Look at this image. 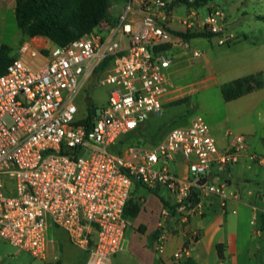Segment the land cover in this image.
Returning <instances> with one entry per match:
<instances>
[{
  "label": "built area",
  "instance_id": "2783aa9c",
  "mask_svg": "<svg viewBox=\"0 0 264 264\" xmlns=\"http://www.w3.org/2000/svg\"><path fill=\"white\" fill-rule=\"evenodd\" d=\"M173 1L124 0L113 24L104 21L62 46L37 48L24 42L18 47L0 75V239L43 264H57L52 228H61L73 245L87 251L85 264H111L123 247L132 183L166 189L183 220L198 210L202 197H226L211 169L216 165L223 172L238 162L246 146L241 135L219 151L208 125L196 116L153 147H120L124 137L160 112L170 65L160 48L175 42L190 49L187 39L169 30ZM204 6L208 15L201 19L197 7H187L188 15L179 19L181 32L218 35V43H226L225 11ZM191 55L202 53L191 50ZM104 59L109 62L99 76L94 69ZM92 76L110 88L87 124L86 117L75 118L74 98ZM175 154L186 163L185 177L171 169ZM249 159L262 162L254 154ZM193 197L198 202L192 204ZM189 240L196 241L197 234ZM163 242L160 237L159 252Z\"/></svg>",
  "mask_w": 264,
  "mask_h": 264
},
{
  "label": "crops",
  "instance_id": "0c3cea01",
  "mask_svg": "<svg viewBox=\"0 0 264 264\" xmlns=\"http://www.w3.org/2000/svg\"><path fill=\"white\" fill-rule=\"evenodd\" d=\"M123 2L112 1L109 9L111 20H116ZM229 19L228 13L227 21ZM168 27L173 34L183 30V27L172 26L171 19ZM222 36L228 38L224 43L227 48L223 50V57L208 58L205 63L201 58L196 59L191 55V50H198L196 47L183 49L173 40V44L160 48L166 57L170 56V65L165 70L166 91L162 95V106L183 100L194 92L197 84L204 83L210 89L257 72L264 77V38L254 40L243 34L233 36L225 33ZM192 39L199 42L202 38L187 39L189 45ZM205 39L212 45L211 38ZM219 39L217 44L221 45ZM119 40L124 47L125 39ZM29 41L37 48H50L54 45L41 36ZM212 63L216 65L212 66ZM227 102H231V105L223 113L222 119L208 126L210 134L219 151L230 148L237 135L244 138L246 146L233 166L223 172H218L216 165L211 169L213 182L224 186L226 197H202L198 210L183 220L176 210L175 214H169L156 193L138 183H132L127 207L132 212L137 207V211L135 214H127L128 225L123 247L111 258V264H262L254 251L259 245H254V242L259 237L258 227L264 230V226L258 224L259 217L264 219V87ZM190 122L188 120L180 127H187ZM249 154L261 158L262 162L250 160ZM171 166L175 174L186 176L187 167L181 155H174ZM142 187L144 191H141ZM159 195L169 205L175 204L174 197L166 189H160ZM127 229L130 230L128 234ZM192 233L197 234L194 242L189 240ZM53 235L59 246L58 264H65L56 230H53ZM160 237L164 239L162 252L156 249ZM67 240L70 246H75L68 235ZM184 248L188 249L187 253L175 259L173 254ZM79 249L85 252L84 262L81 263L85 264L88 253Z\"/></svg>",
  "mask_w": 264,
  "mask_h": 264
},
{
  "label": "rangeland",
  "instance_id": "374dc122",
  "mask_svg": "<svg viewBox=\"0 0 264 264\" xmlns=\"http://www.w3.org/2000/svg\"><path fill=\"white\" fill-rule=\"evenodd\" d=\"M14 4L15 0H0V47H5L11 57L15 56L18 47L22 43H32L29 38L20 32L16 25L13 14ZM207 4L218 5L225 11L226 18L223 34H232L233 36H242L243 34L254 40L264 38V21L256 18L257 15L264 14V0H210ZM188 12L186 5L174 4L170 18L172 26L182 28L183 25L178 20L185 18ZM196 13L197 18L201 19L208 15V10L206 6L202 5L196 8ZM228 13L230 14L229 21H227ZM100 32L103 33V29ZM197 38L202 39H199V42L192 39L190 46L201 50L200 52H203L204 56L196 59L201 58L205 63L208 58L223 57L225 53L223 50H226L227 45L217 44V40L220 38L218 35L211 37L212 45L208 43L205 37ZM215 65L212 63V66ZM102 73H99V76ZM97 81V77L92 76L90 81L85 82L76 93L74 98V104L77 107L76 119L86 117L88 99L92 100L95 106V113L105 104L110 87L105 84H97ZM229 105H231V102L224 101L220 87L208 89L204 83L197 84L194 92L185 96L183 100H176L170 104L163 105L159 114H151L140 124L135 132L123 138L125 142L123 146L153 147L165 138L163 136L167 132L170 133L173 129L180 128L181 125L196 116L202 117L209 126L213 121L222 119L223 113L228 110ZM140 189L144 191L143 187ZM258 224L264 226L262 217L258 218ZM258 229L260 233L259 237L255 238L254 245L258 244L259 247L257 249L254 248V251L260 262L264 264V230L259 227ZM52 230H56V238L61 243L64 256L63 262L65 264L83 263L85 252L76 246H70L67 234L63 229L53 227ZM128 231L130 230L127 229L126 234H128ZM78 253H80L79 256H77ZM0 264H43V262L34 258L30 253L19 250L5 240L0 239Z\"/></svg>",
  "mask_w": 264,
  "mask_h": 264
},
{
  "label": "trees",
  "instance_id": "16d2710c",
  "mask_svg": "<svg viewBox=\"0 0 264 264\" xmlns=\"http://www.w3.org/2000/svg\"><path fill=\"white\" fill-rule=\"evenodd\" d=\"M113 0H15L14 18L20 32L27 38L45 37L54 45H65L80 36L92 32L100 23L106 21L114 23L110 19L109 9ZM210 0H195L189 3L188 0H174L171 4L181 3L187 7H199L205 5ZM257 19L264 21V16H257ZM184 39L194 37L211 38L213 34L205 35L202 33L187 34L177 32ZM16 57L8 55L5 47H0V75L4 73L7 65ZM109 60L104 59L95 69V74L101 73L107 66ZM264 87V77L260 72L246 75L220 86V91L224 101L235 100L253 90ZM95 114V106L91 99L87 100V115L84 123H87ZM130 135V134H129ZM128 136V135H127ZM124 139L120 145H124ZM146 188V187H145ZM150 190V189H149ZM159 190H150L156 193L163 206L169 210V214H175L176 204L169 205L161 195ZM129 201V200H128ZM127 201V203H128ZM192 204L198 202L197 198H192ZM126 206L124 208V217L128 219L127 214H135ZM58 264V263H57Z\"/></svg>",
  "mask_w": 264,
  "mask_h": 264
},
{
  "label": "water",
  "instance_id": "95a60500",
  "mask_svg": "<svg viewBox=\"0 0 264 264\" xmlns=\"http://www.w3.org/2000/svg\"><path fill=\"white\" fill-rule=\"evenodd\" d=\"M206 177L201 179V183H204L206 181Z\"/></svg>",
  "mask_w": 264,
  "mask_h": 264
}]
</instances>
